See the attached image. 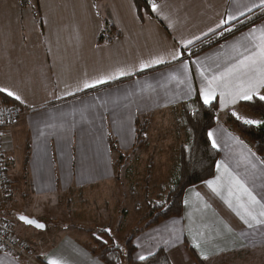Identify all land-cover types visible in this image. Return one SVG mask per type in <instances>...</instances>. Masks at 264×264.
<instances>
[{"label": "crops", "instance_id": "crops-1", "mask_svg": "<svg viewBox=\"0 0 264 264\" xmlns=\"http://www.w3.org/2000/svg\"><path fill=\"white\" fill-rule=\"evenodd\" d=\"M154 3L157 11L147 12L139 10L133 0H0V88L23 100L10 97L17 105L6 107L0 102V109L24 111L0 132L4 164L14 167L10 176L6 169L10 194L0 206V222L13 226L17 241L28 246L38 264H48L49 258L61 264H105L90 251V241L100 238L108 247L116 246L99 236L104 231L94 234L84 228L83 204L89 202L93 190L119 183L116 161L120 152L138 159L150 148L135 146L138 120L143 123L153 116L149 122L168 121L173 108L197 95L203 102L202 89L209 85L201 71L208 79L219 76L258 51L253 45L264 36L262 22L183 60V50L260 8L262 0ZM107 22L121 34L111 43L98 44ZM173 52L180 53L175 60ZM161 57L164 63L141 70L142 64ZM182 62L188 65L187 73ZM121 70L126 74L121 75ZM101 78L106 83L83 87ZM215 87L211 103L218 104L217 124L209 132L212 146L215 141L220 153L215 176L185 191L181 217L161 220L148 229L136 227L124 238L127 250V240L134 237L136 261L161 249L172 264H256L264 258V223L250 220L253 226L249 227L237 215L243 213L240 204H247L248 197L232 182L237 177L264 203V161L228 122L231 111L236 118L248 113L241 107L244 100L233 104L230 96L221 95L225 91L221 82ZM231 87H236L235 81ZM111 139L119 153L113 150ZM162 140L174 168L175 137ZM20 161L25 163L21 166ZM209 181L220 195L208 186ZM21 188L24 191L19 195ZM55 196L83 201L53 203L50 199ZM106 205L117 211L122 203ZM139 210L137 217H148V212L139 214ZM60 211L67 217L63 227L56 217ZM121 214L119 230H124L126 219L135 215L125 209ZM21 215L45 224L46 229L25 225ZM257 219L264 217L257 215ZM0 264L36 263L1 252Z\"/></svg>", "mask_w": 264, "mask_h": 264}, {"label": "trees", "instance_id": "trees-1", "mask_svg": "<svg viewBox=\"0 0 264 264\" xmlns=\"http://www.w3.org/2000/svg\"><path fill=\"white\" fill-rule=\"evenodd\" d=\"M133 1L139 10L145 9L147 12L151 11L152 4L154 3V0ZM262 22H264V7L254 10L235 23L227 25L221 31L183 50L182 59L189 60ZM120 34L121 33L117 31L115 26L107 22L104 31L99 37L98 44L111 43L115 38L119 37ZM0 102L5 103V105L1 106L6 107L17 105L14 99L3 93H0ZM241 107L250 114L259 116L262 123L258 125H247L237 119L236 116L232 114L233 111L228 113V122L240 135L251 143L256 154L264 161V101H261L259 96H255L251 101H243ZM217 113V102L204 104L199 95L193 100L173 108L171 112L168 113L166 118L168 119L169 129L167 133L175 137L176 140L173 160L175 170L173 184L169 197L165 202L167 203L166 209L162 213L155 215L143 229H148L158 224L161 220L181 217L183 215V197L185 191L215 176L216 165L220 158V153L212 146L209 139V132L217 124ZM152 118L153 116L149 117V119L146 118L143 123L138 120L135 141V146L137 148L150 145L149 134L151 133L153 122H149V120ZM155 119L156 118H154V121ZM111 145L113 150L119 153V149L113 139H111ZM125 160L126 156L120 152L119 158L116 161L117 169H119L118 174H120ZM139 160L140 158L136 159V163L133 164L134 167L138 165ZM134 167L131 165L127 168V177L132 184ZM133 238L134 237H130L127 240L126 253L117 247H108L100 238H96L93 242V247L89 249L93 255H97L105 264H172L168 253L164 249L159 250L155 255L145 260H134L133 254L135 252V247L132 244Z\"/></svg>", "mask_w": 264, "mask_h": 264}, {"label": "rangeland", "instance_id": "rangeland-1", "mask_svg": "<svg viewBox=\"0 0 264 264\" xmlns=\"http://www.w3.org/2000/svg\"><path fill=\"white\" fill-rule=\"evenodd\" d=\"M159 119L161 118H158V121L154 122L151 126L149 141L152 142H150V148L147 152L140 155L138 165L134 167L133 164L136 163V158L134 156L132 157L127 155L123 168L117 177L119 179V183L115 184V186L111 183H105V185L97 191L93 190L91 192V196L89 195V202L84 203L85 205L83 204L85 210L84 215H82L83 219L81 222H83L82 224L85 223L84 228L86 230H92L94 234L99 231H104L105 233L100 234L99 236L108 238V245H114L120 248L124 253L127 252L124 238L132 235L136 227L139 228L145 226V222H143L145 219H148L147 222H150L155 215L162 213L166 209L167 203L165 202L171 192L175 170L170 164V160L168 158L169 156L166 153L167 145L165 142H162V139H170L172 135L170 136L169 133H167V130L169 129L168 121H160ZM244 119L261 121L259 116L250 114L249 112L244 114V118L240 117L239 120L244 121ZM24 163L25 161H20L21 166ZM131 165L134 167L132 174L133 184L127 177V168ZM13 168L14 167L7 165L6 169L9 176L11 173L10 170ZM23 191L24 189L21 188V190L18 191V194H22ZM66 198L64 196H55L50 200L53 203H63V200L67 203L68 201L69 203H75V201L81 203V201H83L80 200V197H75L76 199L74 198L73 200L70 197ZM36 201L37 200H35V202ZM114 202L122 203L117 211H115V209L110 210L111 207L109 205L105 206V203ZM20 203H24V200L20 201ZM89 203L95 204L91 206ZM139 207V214L143 212L145 215V213L148 212L147 218L142 220L140 217H137L138 214L136 215V208ZM122 209L134 213L135 218L130 217L129 219H126V228L124 230H119V223L122 218ZM56 217L60 221L59 225L63 227L67 217H65L64 213L62 214L61 211ZM72 221L73 219L71 222ZM130 221H137V224H131ZM140 223L142 224L139 225ZM19 225L20 224L17 223L16 232L18 235L21 233ZM105 242L107 241L105 240ZM89 244L92 245L93 243L90 241ZM28 254L31 255L32 263L38 264L29 250ZM252 263L254 264V262ZM256 264H264V258H259L256 261Z\"/></svg>", "mask_w": 264, "mask_h": 264}, {"label": "snow or ice", "instance_id": "snow-or-ice-1", "mask_svg": "<svg viewBox=\"0 0 264 264\" xmlns=\"http://www.w3.org/2000/svg\"><path fill=\"white\" fill-rule=\"evenodd\" d=\"M260 7H264V0H262ZM251 10V9H249ZM152 11H157V5L155 3L152 4ZM243 14V13H242ZM230 22V21H229ZM190 44L191 41H188ZM187 46V45H185ZM258 48V51L251 52L250 55L244 56L240 59L233 67L227 69L224 73H221L219 76H213L212 79H208L207 76H204L203 71H201V75L205 80L208 81L209 87L207 89H202V96L204 104H210L213 99H215L216 95V87L217 82H221L223 88L225 89L221 95H228L231 97L230 102L235 104L238 100L251 101L254 96H259L261 101H264V94H261V90H264V36L261 37V41L259 44L253 45ZM180 56V53L173 52L171 53V58L173 60L177 59ZM164 63L163 58H158L156 60L150 61L149 63L142 64L141 70L149 67L151 64H161ZM182 70L187 73L188 65L182 62ZM121 75L126 74L124 70H121ZM111 78V77H110ZM236 82V87L233 89L231 87L233 82ZM106 83V80L101 78L97 79L94 83L85 82L84 88H93L98 84ZM0 93H6L8 97H14L15 100L20 101L21 97L19 95L14 94L12 91L7 90L5 88H0ZM236 116V113H232ZM237 119H240L237 116ZM247 125L260 124L261 121L252 120V119H244L243 121ZM211 136V133H209ZM213 147H215V141H213ZM232 182L238 186V190H242L244 194L248 197L247 204H240V208L243 209V213L237 212V215L244 220L249 227H252L251 221H254L256 224L264 223V220L257 219V215L259 217H264V203H261L260 200H257L256 196L252 194L251 191L237 178L233 177ZM214 182L209 181L208 186L212 188V191L217 195H220V191L217 187H213ZM229 195H232L231 190L229 191ZM259 206L260 211L256 212V206ZM231 203H229V207H231ZM248 217L249 219H246ZM20 220H22L27 225L35 226L38 229L45 228V225L34 220L29 219L26 216L21 215ZM110 231V230H106ZM199 247V245H196ZM141 260H145L146 257L140 256ZM207 259V257H205ZM48 264H61V261L57 258H49Z\"/></svg>", "mask_w": 264, "mask_h": 264}, {"label": "built area", "instance_id": "built-area-1", "mask_svg": "<svg viewBox=\"0 0 264 264\" xmlns=\"http://www.w3.org/2000/svg\"><path fill=\"white\" fill-rule=\"evenodd\" d=\"M23 114L24 111L19 108L0 109V132L3 127L12 124ZM9 194V181L0 148V206L9 197ZM28 249V246H24L17 241L11 224L0 222V251L2 253L18 259L32 261L31 255L28 254Z\"/></svg>", "mask_w": 264, "mask_h": 264}, {"label": "water", "instance_id": "water-1", "mask_svg": "<svg viewBox=\"0 0 264 264\" xmlns=\"http://www.w3.org/2000/svg\"><path fill=\"white\" fill-rule=\"evenodd\" d=\"M30 219V218H29ZM35 220V219H34ZM21 222H23L22 220H20ZM37 221V220H36ZM39 222V221H38ZM24 223V222H23ZM25 224V223H24ZM25 225H27V224H25ZM45 225V224H44ZM27 226H32V225H27ZM32 227H34L35 229H38V228H36L35 226H32ZM46 229V226H45V228H43V229H38V230H42V231H44Z\"/></svg>", "mask_w": 264, "mask_h": 264}]
</instances>
